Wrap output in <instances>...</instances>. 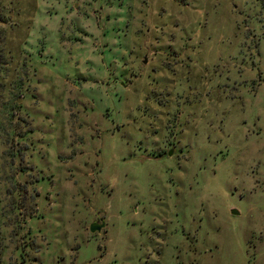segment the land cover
Wrapping results in <instances>:
<instances>
[{"label": "rangeland", "instance_id": "1", "mask_svg": "<svg viewBox=\"0 0 264 264\" xmlns=\"http://www.w3.org/2000/svg\"><path fill=\"white\" fill-rule=\"evenodd\" d=\"M0 240L264 264V0H0Z\"/></svg>", "mask_w": 264, "mask_h": 264}, {"label": "water", "instance_id": "2", "mask_svg": "<svg viewBox=\"0 0 264 264\" xmlns=\"http://www.w3.org/2000/svg\"><path fill=\"white\" fill-rule=\"evenodd\" d=\"M102 226H103V222L100 223V224H98V223H91L89 229H90V231L93 232L95 230H99Z\"/></svg>", "mask_w": 264, "mask_h": 264}, {"label": "trees", "instance_id": "3", "mask_svg": "<svg viewBox=\"0 0 264 264\" xmlns=\"http://www.w3.org/2000/svg\"><path fill=\"white\" fill-rule=\"evenodd\" d=\"M2 243H1V240H0V247H1Z\"/></svg>", "mask_w": 264, "mask_h": 264}]
</instances>
